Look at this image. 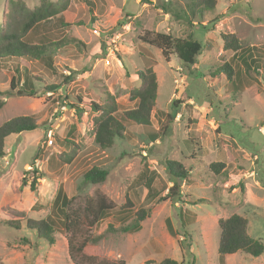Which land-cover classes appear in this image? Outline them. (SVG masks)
Segmentation results:
<instances>
[{"label": "rangeland", "instance_id": "rangeland-1", "mask_svg": "<svg viewBox=\"0 0 264 264\" xmlns=\"http://www.w3.org/2000/svg\"><path fill=\"white\" fill-rule=\"evenodd\" d=\"M9 1L0 0V36L23 22ZM12 1L34 10L44 0ZM193 1L67 0V9L33 35L35 42L44 34L67 43L51 47L53 69L39 61L1 64L0 126L19 116H33L39 126L10 136L0 158V264H91L88 257L127 264H264V254L218 252V221L233 214L245 217L249 234L264 243V0H216L215 9L197 12L191 26L184 19ZM190 32L203 45L193 67L174 54L167 60L144 41L148 34L186 38ZM222 34H235L243 49L224 50ZM227 64L235 72L224 74ZM149 65L158 82L152 127L125 121L124 138L102 150L90 135L89 104H103L111 93L121 111L133 109L130 94L141 84L137 73ZM17 68L33 77L34 95L24 93V77L11 88ZM50 86L59 88L52 92ZM68 157L72 161L65 163ZM167 160L191 171L187 183L177 182L194 205L161 200L173 185ZM213 162L225 163L226 171L211 172ZM93 167L109 172L104 183L83 181ZM34 168L44 174L36 191L26 175ZM60 185L75 204L98 193L115 204L106 219L78 232L76 243L98 242L75 261L70 234L61 227L54 244L27 228L29 220L51 213ZM141 210L147 213L141 230L125 232Z\"/></svg>", "mask_w": 264, "mask_h": 264}, {"label": "trees", "instance_id": "trees-1", "mask_svg": "<svg viewBox=\"0 0 264 264\" xmlns=\"http://www.w3.org/2000/svg\"><path fill=\"white\" fill-rule=\"evenodd\" d=\"M12 11L23 18V22L11 27L10 30L0 36V67L2 63L13 61L32 62L39 61L47 67L53 69V59L51 47H60L66 45V42L54 43L49 40L44 34H40L38 41H34L35 33L48 23L52 18L58 16L68 7L67 0L58 3L42 1V5L34 10H29L19 2L9 1ZM217 5L216 0H194L189 8L190 15L185 17L184 21L193 25V17L197 12L202 16V12L214 10ZM202 8V9H201ZM170 13V12H169ZM221 39L224 43V50L238 52L241 51L242 45L235 34H222ZM144 41L150 45L160 49L164 57L168 60L169 56L174 54L177 58L188 67L196 65L198 56L202 54V43L194 38L192 32L188 37H174L171 33H156L146 36ZM224 74L235 72L229 64L226 65ZM16 77H13L11 88H17V84L23 79L24 93L27 92L34 95L33 83L27 73L23 76L20 70L16 69ZM138 78L140 86L134 88L130 94V100L134 102L135 107L130 110L121 111L120 105L116 101L115 96L111 93L106 94L103 104L90 103V112L94 114L91 124L90 135L94 137L96 145L102 150L110 149L118 139H123L126 131L125 121L134 123L144 128L152 127V113L156 106L158 98V82L156 74L151 65L143 71H139ZM230 78V75L228 74ZM74 78V77H73ZM71 77H66V82L71 81ZM67 84V83H65ZM59 86H50L47 90L54 91ZM23 92V89H22ZM23 94V93H21ZM81 101L80 98H78ZM5 105L4 100H0V111ZM37 121L33 116H19L12 118L0 126V158L6 155L5 144L6 140L12 135H19L24 132H32L38 129ZM159 131L153 134L154 141L158 139ZM189 141L195 140L190 138ZM72 144V143H71ZM73 157H68L65 163H70ZM165 167L168 175L173 180V185L168 189V193L161 200H171L173 203H181L194 205L188 201V197L181 193L180 185L177 181L188 182L191 171L187 169L183 162L177 160H167ZM211 172L216 175L224 173L227 165L222 162H213L209 165ZM26 175L32 178L30 188L32 191L37 190L38 181L44 177V174L38 169H29ZM109 175L106 169L93 167L83 175V181L91 185L104 183ZM212 175V174H211ZM150 184L153 181V176L148 179ZM151 191L149 190V193ZM149 195V194H148ZM74 198H69L60 185L56 199L53 204L51 213L42 220H29L27 228L36 232L38 238L47 240L46 242L54 244L55 229L61 227L63 232L70 234L69 251L75 261L80 255L84 257L87 254L89 245H95L98 241L84 240L81 243L74 241L78 232L84 228H92L106 219L115 209V204L111 202L103 194L87 196L83 202L74 203ZM130 208H127V210ZM125 211L124 209L121 212ZM147 213L141 210L137 213L135 224L124 227L125 232L137 233L141 230L139 223L145 220ZM12 228H20L16 221H8L5 223ZM221 230L218 252L221 257L232 256L237 253H243L254 258H258L264 254V243L262 240L253 238L248 232V220L238 214H233L228 218H222L218 221ZM169 231L172 234L171 226ZM91 264H126L125 261L118 263L101 261L98 262L94 257H88ZM153 262L146 261L144 264ZM160 264H180L176 260L166 259Z\"/></svg>", "mask_w": 264, "mask_h": 264}, {"label": "built area", "instance_id": "built-area-1", "mask_svg": "<svg viewBox=\"0 0 264 264\" xmlns=\"http://www.w3.org/2000/svg\"><path fill=\"white\" fill-rule=\"evenodd\" d=\"M51 136H52V132H50V134H49V137L51 138ZM50 141V143L52 142V139H50L49 140Z\"/></svg>", "mask_w": 264, "mask_h": 264}, {"label": "crops", "instance_id": "crops-1", "mask_svg": "<svg viewBox=\"0 0 264 264\" xmlns=\"http://www.w3.org/2000/svg\"><path fill=\"white\" fill-rule=\"evenodd\" d=\"M127 264V263H126Z\"/></svg>", "mask_w": 264, "mask_h": 264}]
</instances>
